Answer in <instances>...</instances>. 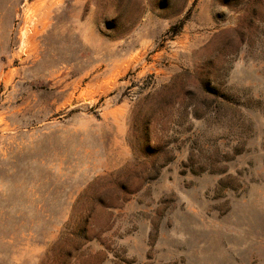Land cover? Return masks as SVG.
<instances>
[{
  "label": "rangeland",
  "instance_id": "rangeland-1",
  "mask_svg": "<svg viewBox=\"0 0 264 264\" xmlns=\"http://www.w3.org/2000/svg\"><path fill=\"white\" fill-rule=\"evenodd\" d=\"M0 264H264V0H0Z\"/></svg>",
  "mask_w": 264,
  "mask_h": 264
},
{
  "label": "trees",
  "instance_id": "trees-1",
  "mask_svg": "<svg viewBox=\"0 0 264 264\" xmlns=\"http://www.w3.org/2000/svg\"><path fill=\"white\" fill-rule=\"evenodd\" d=\"M224 98L226 97V96H223ZM229 101V100H228Z\"/></svg>",
  "mask_w": 264,
  "mask_h": 264
},
{
  "label": "bare ground",
  "instance_id": "bare-ground-1",
  "mask_svg": "<svg viewBox=\"0 0 264 264\" xmlns=\"http://www.w3.org/2000/svg\"><path fill=\"white\" fill-rule=\"evenodd\" d=\"M47 2V1H46ZM33 19V18H32Z\"/></svg>",
  "mask_w": 264,
  "mask_h": 264
}]
</instances>
